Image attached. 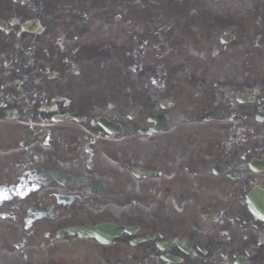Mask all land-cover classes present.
Wrapping results in <instances>:
<instances>
[{
	"label": "flooded vegetation",
	"instance_id": "af4514ba",
	"mask_svg": "<svg viewBox=\"0 0 264 264\" xmlns=\"http://www.w3.org/2000/svg\"><path fill=\"white\" fill-rule=\"evenodd\" d=\"M33 6V0L23 3L20 0H0V116L4 115L3 96L10 92L13 80L17 81L18 78L35 72H38L39 76L44 75L43 70L20 68L24 60L21 38L27 34L30 35L27 31L30 30L32 21L39 16L37 9H34ZM26 9H28L27 14ZM262 14L259 13L260 17ZM244 20L245 18H242V24L245 23ZM260 24L264 26V22L254 25V34L251 38H244L232 43L242 44L244 47H259L264 43V33L259 30ZM56 27L52 25L47 31L50 33ZM191 37L196 41L197 35L192 34ZM229 44L231 42L226 45ZM216 52L218 53V50ZM246 53L251 52L246 51ZM245 64L246 67L252 65ZM209 67L213 90H207L205 85L199 86L198 89L202 90L211 100L207 105L195 107V112L191 116L180 118L178 123L206 122V127L212 128L211 122L217 120H226L227 122L235 121V119L255 120L258 114L260 118L264 119V64L255 63L248 73L229 77L230 80L239 79V82H243L246 77L256 75L259 77L256 83L253 85H248L245 82L236 83L229 88L222 86L224 83L220 80L222 76L218 70L213 69V64H209ZM101 78L100 65L94 60L80 66L79 78L75 85L82 88L84 84H94L98 90L95 98L103 105L114 104L125 98L121 88L116 87L115 80L106 79L107 85L102 86ZM218 84H221V87ZM239 85L241 90L235 91L234 88L236 89ZM19 87L24 88L28 93L35 94L37 98L44 96L43 93L36 94L24 87L21 82H19ZM254 90H257L256 94ZM225 106L228 108L227 110ZM71 110L74 111L71 114L88 121L89 127L90 116H106L103 113L94 112L93 104L82 97L73 100ZM114 120H118L122 127L123 134L121 135H126V132L128 134L135 133L141 128L149 126L144 122L126 127V118L115 116ZM170 128L168 127L166 131ZM263 128L256 126L252 129L251 126H247L253 135L251 143L222 145L224 152L235 151L234 156L239 155L238 151L252 152L250 157L242 155L241 160L233 164L229 160V155L224 153L217 155V160H214V165L212 164L211 167H208V164L212 162V159L208 157H202L201 162H193L188 165L187 169L192 170L193 173L205 172L202 187L199 186L200 191L196 197L198 205H194V208L197 209L200 206L204 210L202 214L209 217L208 223L205 222L206 219L197 214L190 220H180L174 223L167 221V223H162L158 229L153 226L147 227L140 221L141 223L136 225L134 233H124L115 239L109 247L103 246V248L94 241L78 240L75 236L69 237L65 232L61 239L91 243V246L87 247V252L93 256L102 257L105 264H264V223L253 219L250 211L248 212L247 207L242 203L245 200V195L253 188L259 186L264 189ZM102 130L98 127L99 134ZM104 135L116 138V135L107 133ZM253 157L258 160L251 162ZM70 170L73 169L70 168ZM86 177L83 180L72 179L68 176L57 177L49 171L44 172L40 166L33 167L26 181L29 189L27 197L42 191V197L46 203L36 201L34 207L29 206L30 211L24 214L41 217L40 220L33 221L27 226L46 232L45 236L48 238L46 246L60 239L57 231H65L68 226L114 220L111 212L106 210L93 214L88 210L90 207L96 210L100 205L107 203L119 207L125 202L136 203L137 201L148 205L146 198H136L115 187L100 186L99 180L94 177ZM17 181L21 182V180ZM57 189L65 192L64 195L73 194L71 200L64 204H57L59 199L54 193ZM213 189L221 193V199L210 194V190ZM124 195L125 197L120 199ZM188 195L186 191L183 197ZM90 196H97V198L91 200ZM170 196L174 199L175 192L171 191ZM157 203L160 204V201L158 200ZM48 220L50 223H47ZM114 221L118 224H128L134 219L125 213H119ZM247 221L251 222L246 223ZM233 223L242 227L240 234L232 235V232L229 231L228 227ZM221 229H223L222 233L226 235L225 239H222L220 235ZM123 247L129 248L130 251L124 253L121 250ZM77 254L81 253L78 251ZM92 258L82 257L79 260L82 261L81 264H97L96 259ZM64 260L57 262L55 258L51 257L48 262L41 261L39 264H67L64 263Z\"/></svg>",
	"mask_w": 264,
	"mask_h": 264
},
{
	"label": "rangeland",
	"instance_id": "374dc122",
	"mask_svg": "<svg viewBox=\"0 0 264 264\" xmlns=\"http://www.w3.org/2000/svg\"><path fill=\"white\" fill-rule=\"evenodd\" d=\"M109 0H105L103 7L104 8H108L109 4L107 3ZM251 2L252 4L254 3H258L257 0H248V2ZM142 2V0H141ZM80 3V4H79ZM210 3H211V7L212 9L216 8L218 10H221V11H226L229 15H239L240 13H242V7L241 6H244V5H247V1L244 3L243 1H240V0H210ZM79 4V7L80 8H87V7H96V8H100L102 3L100 2V0H37V2L34 4L33 8L37 9L40 13L39 15L41 14L42 16L45 15V17H47L48 14H50V18H54L56 20L60 19L61 17L58 15V12H60V14L62 15V17L66 16L65 18V22L66 23H72L74 24L75 26L79 25L80 23H83L85 21V14L83 12H80L78 10H74L72 9L74 7V5H77ZM137 6V5H136ZM28 12V9H26V14ZM103 18H106V15H103L102 16ZM112 24H116L115 27H118L120 28V26H118L117 24L118 23H112ZM124 24V23H123ZM108 25V24H106ZM129 27H131L129 25ZM59 37L55 38V40L53 41H56L58 40ZM66 44L65 42H63L62 46ZM54 45V43H53ZM92 46L89 45L88 48H91ZM57 51H59V48H57ZM110 53V50L109 49H106V54H109ZM53 55L55 53H52ZM135 53L133 54H127L126 55V58L127 59H131L133 57ZM65 55H61V58L64 60V61H67V58L64 57ZM227 58V56H226ZM225 59V57H218L217 58V61L219 62L220 65L224 66L223 64V60ZM105 62H108L109 60L105 58L104 60ZM71 63L72 64H75L74 60L72 59L71 60ZM230 63V62H228ZM66 68V71H69L70 72V68H69V65L68 63L65 64L64 66ZM72 76V79L75 78V75H71ZM143 77H145V80L147 83H154V77H152V75H142ZM144 96H146L148 94V90H144ZM2 125V123H0V126ZM4 130L5 128H2L0 130V157H4V153L6 152V149L8 148H11L13 147V141H19L20 138H14L13 135H11V133H6L4 134ZM247 136L242 138L240 140V143H251V139L248 137L249 135L246 134ZM13 138L15 140H13ZM229 141L231 142H234V140L232 139V137H230L228 139ZM159 147V144L157 145H154V144H150L146 147H143V148H136V150H139L137 152H134L133 155H131V153H124V156L126 157V159L128 158H131V159H138V158H143V157H148V154L149 153H154L155 149ZM141 150V151H140ZM157 157L155 158H158L159 154H156ZM176 156H179V153L177 152L176 153ZM0 158V182L2 180H8V181H14L15 180V175H12V174H19L21 170L19 169H13L10 167V165L8 166L7 163H6V160L4 159H1ZM10 158L7 159V162ZM87 160H83L81 162V166L83 168V170L85 172H91L92 174H94V171L95 169L94 168H91L90 166L87 165L86 163ZM9 167V171L6 169V167ZM9 173V174H7ZM7 174V175H5ZM96 176H98L96 174ZM0 212L2 213H5V214H10L11 216L14 217V219H20L21 216L20 215H17L15 213H11L9 209H6L2 206H0ZM21 227V226H20ZM21 232H22V228H21ZM20 232V233H21ZM0 244H2V242L0 241ZM13 251V255H15V257L21 255V252L23 250L22 247H16ZM0 254L1 253V248H0ZM1 261V259H0ZM20 262V260H18ZM2 263V261H1Z\"/></svg>",
	"mask_w": 264,
	"mask_h": 264
},
{
	"label": "bare ground",
	"instance_id": "6f19581e",
	"mask_svg": "<svg viewBox=\"0 0 264 264\" xmlns=\"http://www.w3.org/2000/svg\"><path fill=\"white\" fill-rule=\"evenodd\" d=\"M38 27H39V24H38Z\"/></svg>",
	"mask_w": 264,
	"mask_h": 264
}]
</instances>
